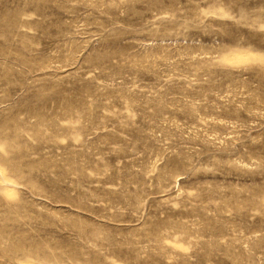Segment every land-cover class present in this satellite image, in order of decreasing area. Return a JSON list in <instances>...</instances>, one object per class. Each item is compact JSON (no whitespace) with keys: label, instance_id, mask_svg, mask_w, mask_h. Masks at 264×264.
I'll return each mask as SVG.
<instances>
[{"label":"rangeland","instance_id":"rangeland-1","mask_svg":"<svg viewBox=\"0 0 264 264\" xmlns=\"http://www.w3.org/2000/svg\"><path fill=\"white\" fill-rule=\"evenodd\" d=\"M0 264H264V0H0Z\"/></svg>","mask_w":264,"mask_h":264}]
</instances>
